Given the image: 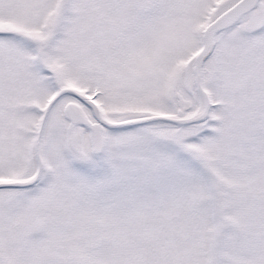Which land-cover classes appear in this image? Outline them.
Instances as JSON below:
<instances>
[{"label":"snow or ice","instance_id":"6c2138e0","mask_svg":"<svg viewBox=\"0 0 264 264\" xmlns=\"http://www.w3.org/2000/svg\"><path fill=\"white\" fill-rule=\"evenodd\" d=\"M0 264H264V0H0Z\"/></svg>","mask_w":264,"mask_h":264}]
</instances>
